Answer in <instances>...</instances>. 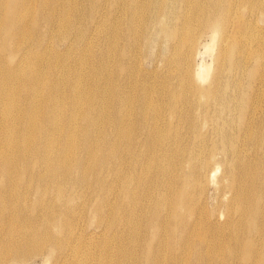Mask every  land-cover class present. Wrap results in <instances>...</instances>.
<instances>
[{
  "label": "bare ground",
  "instance_id": "obj_1",
  "mask_svg": "<svg viewBox=\"0 0 264 264\" xmlns=\"http://www.w3.org/2000/svg\"><path fill=\"white\" fill-rule=\"evenodd\" d=\"M37 259L264 264V0H0V264Z\"/></svg>",
  "mask_w": 264,
  "mask_h": 264
},
{
  "label": "rangeland",
  "instance_id": "obj_2",
  "mask_svg": "<svg viewBox=\"0 0 264 264\" xmlns=\"http://www.w3.org/2000/svg\"><path fill=\"white\" fill-rule=\"evenodd\" d=\"M193 31H194V29H192ZM195 31L197 32V30L195 29ZM194 31V32H195ZM206 39V40H205ZM210 42V40H209V38H204L203 39V43H205V42ZM206 42V43H207ZM216 50H217V43H214V45H213V47H212V52H216ZM201 51H204V49H202ZM208 54V53H207ZM206 54V55H207ZM205 55V57H204V59H203V57H201L200 58V56H199V58H197L196 59V64L197 65H199L201 62H207V63H209L210 62V53L206 56ZM208 57V58H207ZM220 173H221V171H219L218 173H217V176H220ZM232 256H229L228 254H223V259H225V260H227V259H230ZM28 264H45L44 262H43V260L42 259H37V260H35L34 262H32V263H28ZM49 264H52L51 262L49 263Z\"/></svg>",
  "mask_w": 264,
  "mask_h": 264
}]
</instances>
